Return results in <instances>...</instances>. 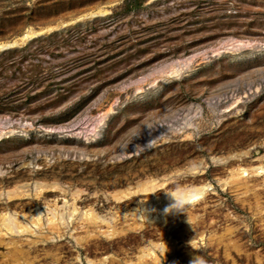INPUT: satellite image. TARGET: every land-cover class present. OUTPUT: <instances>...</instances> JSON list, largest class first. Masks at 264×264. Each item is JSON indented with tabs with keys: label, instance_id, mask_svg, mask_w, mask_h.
I'll return each instance as SVG.
<instances>
[{
	"label": "rangeland",
	"instance_id": "obj_1",
	"mask_svg": "<svg viewBox=\"0 0 264 264\" xmlns=\"http://www.w3.org/2000/svg\"><path fill=\"white\" fill-rule=\"evenodd\" d=\"M78 15L0 51V187L67 188L0 200L20 211L55 198L54 218L67 216L54 239L39 227L13 235L17 254L0 244V264H264V167L250 168L264 165V0H0V40ZM153 178L156 195L209 187L143 222L153 194L118 192Z\"/></svg>",
	"mask_w": 264,
	"mask_h": 264
},
{
	"label": "bare ground",
	"instance_id": "obj_2",
	"mask_svg": "<svg viewBox=\"0 0 264 264\" xmlns=\"http://www.w3.org/2000/svg\"><path fill=\"white\" fill-rule=\"evenodd\" d=\"M103 11H104L103 9H100L98 12L101 13ZM89 13L90 14L88 13H85V14L91 15V14H95L96 12L91 11ZM81 17L82 15H78V16L70 18V20H68L67 22L59 21L57 23H50V24L41 26L39 29L29 30L28 32H25L19 36H15L11 39L0 40V51L19 45L22 42V40H24L26 37H32L35 34L38 35L41 33H47L55 29H61L62 27H66L70 23L72 24L80 19H83ZM236 41L237 42L234 44L242 43L241 39H237ZM187 59L190 60L189 57ZM187 59L185 60L186 62L179 61V62H174V64H171L170 67H168L169 69L167 70V74L171 76H179L183 70V67H184L183 64L187 63ZM197 109L198 110H196V113L198 114L200 107L197 106ZM185 123L192 124L193 121L192 119L189 118L186 120ZM14 131H15L14 129H10L9 132H14ZM1 135H2V132L0 133V136ZM224 158H228V157L227 156L226 157H223V156L213 157V159L217 161H222ZM198 167L199 165H193L190 168V170L196 171V168ZM263 167L264 165H256L254 167L250 166V168L256 169L257 171H263L262 170ZM39 168L40 166L34 164L31 171H34L35 169H39ZM247 169L249 168L247 167L246 168L245 167L236 168L237 172L240 174H244ZM230 172L234 173L235 169L231 170ZM2 173H5V170L0 168V175H2ZM168 178L169 176L165 177L164 179H168ZM240 179L241 181H239L240 182L239 184L240 185L244 184L246 180H244L243 178H240ZM229 180H230V177H226L221 180V184L223 185L227 184ZM163 185H165L164 180L160 181L158 179L153 178L150 180L138 182L137 185L135 186H128L124 190H119L118 193H123L124 195L126 194L130 195L131 193H135V192L153 194L152 196L145 198L144 202L142 203L140 202L141 203L140 205H141V208H143V210L141 211L143 222L149 221L151 223H155V222H164V220H166L169 217V214H166V213L170 210L171 212L175 211L176 209L180 207V205H186V204L194 205L196 201L204 197L206 190L209 187V185H205V184L199 185L198 184V185H195V186L193 185L191 187H186V188L184 187L177 188L173 191L167 190L163 194L156 195L155 191L163 188ZM44 191H59L61 194L66 195L67 188L63 184L55 180L54 181H43V180L36 179L31 182L24 181L21 183H16L13 187H10L7 189L5 187H0V200L4 201L5 199V203L9 204L10 202H14L15 200H18L16 202H20L24 199L32 200L31 198H35V199L41 198L42 199V197L44 198L43 196L45 194ZM81 191L82 190L78 188L73 190L72 192L73 197L74 198L80 197ZM65 201L66 199L63 200L64 203H66ZM44 203H45L44 206L34 205V206L22 208L20 211L11 210L8 207L3 208L6 211L4 210L0 211V244H4L7 247L8 246L13 247V249L11 248L10 252L15 251L17 254V252L19 253L21 251V248H19L20 244H18L17 239H15L13 235H26V233L28 232H30V234L31 232H34L35 234L39 233L40 235H42V232L44 231V237L41 239H47V238L48 240L54 239L53 232H52L53 228H55L60 222L63 225H65L67 216L65 215L64 217V215L63 216L58 215L57 218H54L55 214H54V210L52 206L57 204V200L55 198H52V199L50 198ZM154 205L156 206L155 208H153ZM43 207L46 208V211L49 216L48 215L44 216ZM68 212H70L71 215L74 216L75 218L93 219L95 221H92L91 223H93L94 225H97L96 223L97 221L105 220L103 217L101 218L98 214L94 213V211L92 210H86L83 212L80 211L77 205H72L71 207L69 206ZM46 223L48 224V228L44 230L45 227H47ZM39 227L43 231L42 230L37 231ZM6 237H8L9 239H6ZM150 248L151 247L148 248L149 250L148 253H151ZM144 254L146 255V252L143 253V255Z\"/></svg>",
	"mask_w": 264,
	"mask_h": 264
}]
</instances>
